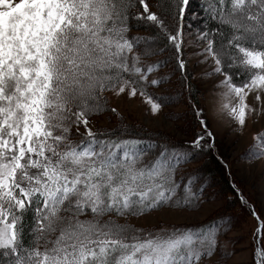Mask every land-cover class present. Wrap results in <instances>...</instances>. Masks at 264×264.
<instances>
[{
  "label": "snow or ice",
  "instance_id": "6c2138e0",
  "mask_svg": "<svg viewBox=\"0 0 264 264\" xmlns=\"http://www.w3.org/2000/svg\"><path fill=\"white\" fill-rule=\"evenodd\" d=\"M133 21L150 35L130 36ZM168 67L190 100L207 85L186 145L92 126L116 113L106 94L158 114ZM210 113L241 132L264 114V0H0V264H201L219 225L128 221L199 207L212 185L176 172L216 150ZM253 139L248 158L264 163V133ZM249 211L264 264V219Z\"/></svg>",
  "mask_w": 264,
  "mask_h": 264
},
{
  "label": "rangeland",
  "instance_id": "374dc122",
  "mask_svg": "<svg viewBox=\"0 0 264 264\" xmlns=\"http://www.w3.org/2000/svg\"><path fill=\"white\" fill-rule=\"evenodd\" d=\"M194 2V0H193ZM152 5V4H151ZM194 6V4H193ZM155 10V8H153ZM130 31L131 36L146 37L150 35V29L146 26ZM152 59H156L153 57ZM205 66L189 64V71L197 76ZM166 78L171 80L170 85L164 88L165 97H170L173 102L166 103L158 114L153 115L148 106L141 99L117 98L110 94L108 106L115 108L116 113L104 111L92 117L94 128H126L135 135L143 132L156 134L161 142H188L192 132L197 130V125L191 110L190 99L187 92L180 93L177 79L179 73L171 75L170 67L161 69ZM207 79V78H206ZM197 102L205 105L208 93L207 85L194 84ZM159 95V90H157ZM202 97L204 99H202ZM252 99L249 100L251 104ZM122 118V120H121ZM211 127L216 134V152L219 153L218 165L223 172V180L230 181L226 185L214 172H209L211 188L201 198L198 208L195 210L162 208L151 214L139 218H129V223L135 227L154 228L157 225H202L210 219L213 225H219L217 233V247L211 256H205L201 264H254L253 251L255 248L254 232L257 228V220L253 215L244 210H239L236 197L227 190H236L238 187L245 196L249 207L264 219V163L260 159H249V152L258 151L259 141L253 137L264 133V114L256 113L247 118L246 126L241 132L233 129L228 122L221 117L209 114ZM212 154V155H213ZM199 154L189 168H199L206 160ZM210 155V156H212ZM209 156V155H207ZM264 159V158H261ZM205 160V162H204ZM201 172L206 173V167H201ZM235 184V189L232 184ZM250 212V211H249ZM223 218V219H221ZM123 222V221H121Z\"/></svg>",
  "mask_w": 264,
  "mask_h": 264
},
{
  "label": "trees",
  "instance_id": "16d2710c",
  "mask_svg": "<svg viewBox=\"0 0 264 264\" xmlns=\"http://www.w3.org/2000/svg\"><path fill=\"white\" fill-rule=\"evenodd\" d=\"M148 2H149V4L151 5H154L155 4V2H156V0H148ZM193 4H194V7H195V5H196V0H194V2H193ZM139 27V24H137L135 21H133V27H132V29H131V31H133V30H138V29H140V28H138ZM142 27H144V26H142ZM130 36L132 35V34H129ZM195 103V102H197V98H196V95L194 94V96L191 98V100H190V103ZM102 129H106V128H102ZM145 134H143V132L142 131H140V133H137V134H135L134 136H136V137H140V138H143L146 142H152V141H155V142H157V143H159V145L160 146H168L169 148H171L173 145H186L187 143L186 142H184V143H180V142H176V143H173V142H164V143H161L158 139H157V135L156 134H153V133H150V132H147V131H145L144 132ZM199 154H201L202 155V153H198L197 154V157H199ZM203 155H205V153H203ZM196 157V158H197ZM203 158L206 160V162H205V160H204V162L205 163H203L202 164V166L204 167H206V164H208V171L206 172V173H204L203 174V172H201V167L202 166H200L199 168H189L188 169V166L187 165H189V164H191L192 162H190V163H187V164H182L179 168H178V170H177V172H176V178H177V180H179L181 177H188V175L189 174H193V176L194 177H200V178H202V179H204V180H206L208 183H210V176H209V172L211 171V172H214L215 174H217L218 176H219V179L221 180V181H223V183L226 185V183H227V185L229 184V185H231V183H230V181H228V180H223V172H222V169L220 168V166L218 165L219 163H218V159L216 158V155L215 154H213L212 156H203ZM234 184V183H233ZM232 184V185H233ZM208 190V189H207ZM238 190V191H237ZM227 192H229V194H231V195H233L234 197H236V199H237V201H236V204L237 205H239V210H244L245 212H248L249 213V216H250V212H249V209H251V207H249V204H247V207H244V206H242V204H241V201H240V196H241V190L237 187L236 188V190H227ZM206 193V192H205ZM204 193V194H205ZM243 198L245 199V196H243ZM246 200V199H245ZM247 201V200H246ZM248 202V201H247ZM174 209H184V208H175V207H173ZM202 226H204V228L207 230L210 226H214L213 225V220L212 219H210L209 221H207V222H205L204 224H202ZM138 228H141V227H138Z\"/></svg>",
  "mask_w": 264,
  "mask_h": 264
}]
</instances>
